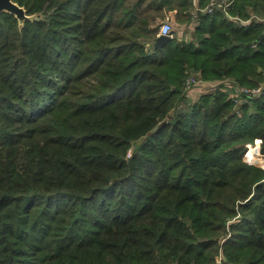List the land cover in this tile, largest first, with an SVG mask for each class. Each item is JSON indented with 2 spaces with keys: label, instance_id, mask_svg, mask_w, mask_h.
Returning a JSON list of instances; mask_svg holds the SVG:
<instances>
[{
  "label": "trees",
  "instance_id": "16d2710c",
  "mask_svg": "<svg viewBox=\"0 0 264 264\" xmlns=\"http://www.w3.org/2000/svg\"><path fill=\"white\" fill-rule=\"evenodd\" d=\"M14 1L37 18L0 15V264H264V88L185 86L264 87V0ZM174 11L191 37L155 47Z\"/></svg>",
  "mask_w": 264,
  "mask_h": 264
},
{
  "label": "built area",
  "instance_id": "2783aa9c",
  "mask_svg": "<svg viewBox=\"0 0 264 264\" xmlns=\"http://www.w3.org/2000/svg\"><path fill=\"white\" fill-rule=\"evenodd\" d=\"M231 3L232 2L229 0H212L209 7L207 8V12L212 13V12H214V10L219 9V8L226 10V8ZM195 14H196V11L194 12V15ZM247 22H250V20L246 21V23ZM172 31H173V29H172L170 22L166 21L165 23H163L161 25L159 35H162V34L163 35H170L172 37L173 36ZM201 82L202 81L199 79V76L197 73H191V74H189V76L185 80V86L188 89V91H190L191 89H193V87L199 85ZM219 85H222V89L225 91L231 90L233 92L232 94H234L233 98L237 99V98L241 97L239 100L240 103L243 101H247L250 98H255V97L260 96L261 93L263 92V88H264L262 86L256 87V88H247L244 86H239V85L233 83L231 80H228V79L221 81V82H217L215 84V87L219 86ZM260 141L262 144V140H260ZM256 148H257L258 152L261 151L260 147L257 146ZM247 157H248V155H247ZM218 264H221V263L219 262Z\"/></svg>",
  "mask_w": 264,
  "mask_h": 264
},
{
  "label": "crops",
  "instance_id": "0c3cea01",
  "mask_svg": "<svg viewBox=\"0 0 264 264\" xmlns=\"http://www.w3.org/2000/svg\"><path fill=\"white\" fill-rule=\"evenodd\" d=\"M191 1L193 2V8L189 12L187 10L186 11L184 10V13L181 11L180 12L181 15L182 14L188 15V13H189V15H191L193 18H196V16H201L202 14H212L213 13V12L212 13H208L207 12V8L209 7V5H210V3H211L212 0H210L209 4L204 9H200L199 8V2H200V0H191ZM229 1L233 2V0H229ZM228 7L226 8L227 14H228V10H227ZM195 11H196V14L194 15V12ZM167 19H175V20H177V12L174 11V12L167 13V18L165 20H167ZM234 19H238V18H234ZM186 28L187 29L188 28H192L193 29L194 26L193 25H190V26H186ZM187 36L188 35L184 33L183 35L179 36V38H181V39H187ZM216 83L217 82H201L199 85H197L196 87H194L193 89H191V91L189 92V98L192 99V100H194V101L197 100V99H199L202 94H204L206 91L210 90L213 86H215Z\"/></svg>",
  "mask_w": 264,
  "mask_h": 264
},
{
  "label": "water",
  "instance_id": "95a60500",
  "mask_svg": "<svg viewBox=\"0 0 264 264\" xmlns=\"http://www.w3.org/2000/svg\"><path fill=\"white\" fill-rule=\"evenodd\" d=\"M222 12L227 14L225 9H221ZM4 12H8L11 14H14L20 21L21 24H23L26 20H35L37 16H30L27 15L26 9L22 6H20L17 2L14 0H0V15ZM166 21H163L165 23ZM162 23V24H163ZM196 34H194L195 36ZM172 37L170 35H159V37L156 40L155 47H160L165 42L169 41ZM243 46V45H242ZM164 123H161L157 130H159Z\"/></svg>",
  "mask_w": 264,
  "mask_h": 264
},
{
  "label": "rangeland",
  "instance_id": "374dc122",
  "mask_svg": "<svg viewBox=\"0 0 264 264\" xmlns=\"http://www.w3.org/2000/svg\"><path fill=\"white\" fill-rule=\"evenodd\" d=\"M234 20H237V19H234ZM165 21H169L171 26H172V29H173V32L176 36H181L183 35L184 33L187 34L188 38L191 37V33L193 32V29L192 28H186L185 24H182L181 22H179V20H175V19H167ZM232 81V80H231ZM233 82V81H232ZM196 87V86H195ZM244 87H247V88H254V87H249V86H244ZM194 88V87H193ZM191 91V90H190ZM188 91V96H189V92ZM233 92L230 90L229 91V97L236 103V104H240L239 100L241 97L235 99L233 98V95L232 94ZM232 95V96H231ZM192 100V99H191ZM194 101V100H192ZM261 139H256L255 143L251 146L252 148H255V147H260L261 148ZM260 157H262L264 159V155L261 153V151L258 152ZM249 160V156L246 157V161ZM249 163H252V164H255V165H258V166H262L264 167V163L262 161H259V162H253L251 160L248 161Z\"/></svg>",
  "mask_w": 264,
  "mask_h": 264
}]
</instances>
